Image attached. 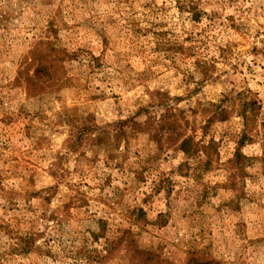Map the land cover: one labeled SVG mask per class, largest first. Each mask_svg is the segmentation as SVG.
<instances>
[{"label":"rangeland","instance_id":"1","mask_svg":"<svg viewBox=\"0 0 264 264\" xmlns=\"http://www.w3.org/2000/svg\"><path fill=\"white\" fill-rule=\"evenodd\" d=\"M247 91L250 143L235 114L201 131ZM163 102L244 171H180ZM0 264H264V0H0Z\"/></svg>","mask_w":264,"mask_h":264},{"label":"trees","instance_id":"2","mask_svg":"<svg viewBox=\"0 0 264 264\" xmlns=\"http://www.w3.org/2000/svg\"><path fill=\"white\" fill-rule=\"evenodd\" d=\"M197 13L192 12V16L195 20ZM38 48H34L30 53V56H34L37 53ZM37 59V55L35 60ZM42 64V62L40 61ZM42 66H44L42 64ZM30 89V87H28ZM28 92L34 93L35 90H28ZM238 104H230L226 108L220 107L218 104H207L208 107H202L201 112L206 116L205 125L202 126L201 131H206V128L213 122H223L226 121L231 114L237 115V117L241 120V133L240 138L238 140L237 146L242 147L245 143H250L256 133V116L259 111V106L257 101L253 98V95L250 92L238 94ZM158 106H165V112L160 116L159 120L155 124V134L152 137L156 140V143L162 148V140L165 138V141L169 143L170 146H174L176 150L180 151L184 157L185 162L179 166V170L188 169V160H192L195 158H203V162L199 164L197 170L200 172L209 171L212 168H221L227 166V172H233L235 167L238 166L240 170L244 171V161H247V158L244 157L239 150L236 151L233 155V160L228 162L227 165H222L218 162V155L215 149V142L209 141L206 144L196 140L193 135H184L182 132V125L177 123V119L173 120L175 117L172 114L173 109L169 106L167 102L159 103ZM127 122H121L120 126L122 127ZM148 124V122H146ZM132 128L137 129L140 127L139 124L132 122ZM133 129V131L135 130ZM122 130L118 129L115 133L114 138L118 140L120 135L122 134ZM204 134V132H201ZM82 136L83 134L80 133ZM85 135V133H84ZM85 137V136H84ZM105 228L102 226L99 234H93V239L95 241L103 240L104 246L106 247L104 252L106 254L112 252L113 249L120 247L124 242V247L134 249L135 254H140L141 252L135 248L134 241L130 237L131 234L129 231L122 233L115 240H111L106 235ZM126 236V237H125ZM126 239H130L128 242ZM109 251V252H108ZM109 255V254H108ZM106 256L105 258H107Z\"/></svg>","mask_w":264,"mask_h":264}]
</instances>
